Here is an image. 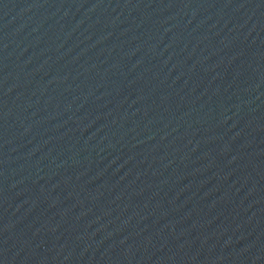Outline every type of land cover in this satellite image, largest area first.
I'll return each instance as SVG.
<instances>
[{
    "label": "water",
    "instance_id": "obj_1",
    "mask_svg": "<svg viewBox=\"0 0 264 264\" xmlns=\"http://www.w3.org/2000/svg\"><path fill=\"white\" fill-rule=\"evenodd\" d=\"M0 264H264V0H0Z\"/></svg>",
    "mask_w": 264,
    "mask_h": 264
}]
</instances>
